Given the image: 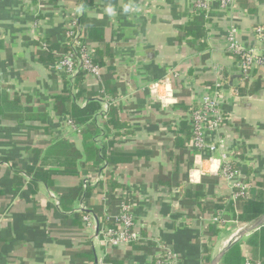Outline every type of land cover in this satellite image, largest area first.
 Instances as JSON below:
<instances>
[{
    "label": "crops",
    "instance_id": "crops-1",
    "mask_svg": "<svg viewBox=\"0 0 264 264\" xmlns=\"http://www.w3.org/2000/svg\"><path fill=\"white\" fill-rule=\"evenodd\" d=\"M87 1L83 8L49 0L46 8L0 0V264H155L162 247L183 264H212L254 221L239 219L244 201H231L225 162L237 157L250 196L264 193V68L247 78L227 50L232 30L245 47L262 50L256 29L264 27V0L227 9L213 0L207 16L197 0ZM83 18L100 30L89 43L101 75L86 74L79 85L99 106L85 129L94 126L87 141L94 159L83 128L54 111L66 91L71 105L90 104L77 96V76L72 83L55 68L70 25ZM221 82L226 124L206 133L217 151L198 152L185 118ZM112 109L122 129L112 125ZM61 141L73 153L55 150ZM99 175L95 186L84 183ZM122 191L140 239L106 248L101 230L121 214ZM258 231L239 242L246 263L264 264L248 243Z\"/></svg>",
    "mask_w": 264,
    "mask_h": 264
},
{
    "label": "built area",
    "instance_id": "built-area-1",
    "mask_svg": "<svg viewBox=\"0 0 264 264\" xmlns=\"http://www.w3.org/2000/svg\"><path fill=\"white\" fill-rule=\"evenodd\" d=\"M43 7L48 8L49 0H39ZM236 0H221L223 9L230 7ZM213 0H197L196 10L198 13L209 14ZM78 20H74L67 32V43L69 51L58 56L55 68L59 72H64L66 77L73 83L74 78L80 71L87 75L99 78L101 67L95 62L96 56L93 53L88 38H84L80 30H76ZM257 35L264 42V27L256 29ZM47 49L46 45H43ZM227 50L237 57L242 73L245 77L251 78L254 70L264 68V47L262 50L247 48L238 39L235 30L227 35ZM264 82V77L262 78ZM224 84L217 83L216 90L204 97L198 106L185 119L191 126V139L189 147L196 151L215 152L218 143L208 144L206 133H218L225 126L227 117L219 99L220 89ZM177 129V127H176ZM222 147V140L218 139ZM238 158L226 161L222 167V174L228 179L233 188L231 201L233 203L248 200L252 190V184L241 178L240 170L237 166ZM102 179V175L88 176L84 183L95 186ZM121 195V214L115 219H108V223L103 226L101 236L104 246H112L135 242L140 239L136 229L133 216L134 204L126 199L127 192L122 191ZM163 253L158 257L155 264H183L182 260L168 249H163ZM246 264H251L247 262Z\"/></svg>",
    "mask_w": 264,
    "mask_h": 264
},
{
    "label": "trees",
    "instance_id": "trees-1",
    "mask_svg": "<svg viewBox=\"0 0 264 264\" xmlns=\"http://www.w3.org/2000/svg\"><path fill=\"white\" fill-rule=\"evenodd\" d=\"M80 7L86 8L89 6V2L87 0H74ZM76 30H80L82 36L84 38L89 37V42L93 41L91 39L96 38V33L99 30V28H96V22L93 20H89L87 18L81 19V21L78 22ZM185 35L187 36V33L185 32ZM67 36V35H66ZM88 38V39H89ZM100 41H103L104 38H99ZM67 51H69V46L66 45ZM58 60V58H57ZM56 60V62H57ZM99 66L101 64L100 60L96 58L95 61ZM86 73L81 71L77 75V81L78 86L82 85L84 79H85ZM78 98L79 97H86L88 100H90V104L85 108L81 109L75 105H71V97L69 96L68 92L66 91L64 95L61 97H58L55 102L54 111L56 114H60L63 116H67L76 128H83L82 132H84V138L86 141V147L88 148V152H91V159H94L96 156V150L94 148L93 143H87V141H92V139L95 136V131H93L94 126H92L88 131L85 129L86 126L91 124L93 121V117L95 113L99 110V106L97 105V102L94 100L95 94L91 92H87L83 86H79V92H78ZM117 109H112L110 112L111 117V123L115 128L122 129L123 123L117 118ZM59 149L60 152H63L66 154L63 150L71 153H73V146L71 142L67 141H61L56 144L55 150ZM55 154V152H53ZM59 153V151H58ZM57 154V153H56ZM97 157V156H96ZM264 215V193H256L252 194L248 200H244L243 205V214L239 217L240 221L243 223H249L261 216ZM250 245L256 248V251L258 252L259 258L261 260H264V227L261 228L257 233H255L248 241ZM221 264H246V258L242 254L241 250V243L236 244L233 246L230 251L225 255L223 260L221 261Z\"/></svg>",
    "mask_w": 264,
    "mask_h": 264
},
{
    "label": "water",
    "instance_id": "water-1",
    "mask_svg": "<svg viewBox=\"0 0 264 264\" xmlns=\"http://www.w3.org/2000/svg\"><path fill=\"white\" fill-rule=\"evenodd\" d=\"M151 58L150 55L148 57ZM262 227H264V215L260 218L254 220L250 224H248L246 227H244L241 231H239L227 244V246L215 257V259L212 261V264H220L225 255L230 251V249L238 244L241 239H243L245 236H247L250 233H253L255 231L260 230Z\"/></svg>",
    "mask_w": 264,
    "mask_h": 264
},
{
    "label": "clouds",
    "instance_id": "clouds-1",
    "mask_svg": "<svg viewBox=\"0 0 264 264\" xmlns=\"http://www.w3.org/2000/svg\"><path fill=\"white\" fill-rule=\"evenodd\" d=\"M132 7H133V6H132L131 4L124 5V11H125V12H129V11L132 10ZM106 12H107L109 15H114V9H113L111 6H109V7L106 8Z\"/></svg>",
    "mask_w": 264,
    "mask_h": 264
}]
</instances>
